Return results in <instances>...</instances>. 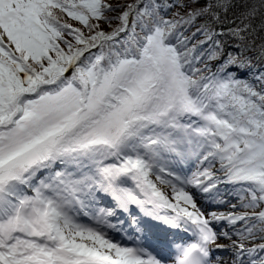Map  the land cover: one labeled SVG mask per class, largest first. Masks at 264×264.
<instances>
[{
    "label": "snow or ice",
    "instance_id": "snow-or-ice-1",
    "mask_svg": "<svg viewBox=\"0 0 264 264\" xmlns=\"http://www.w3.org/2000/svg\"><path fill=\"white\" fill-rule=\"evenodd\" d=\"M0 264H264V0H0Z\"/></svg>",
    "mask_w": 264,
    "mask_h": 264
},
{
    "label": "rangeland",
    "instance_id": "rangeland-1",
    "mask_svg": "<svg viewBox=\"0 0 264 264\" xmlns=\"http://www.w3.org/2000/svg\"><path fill=\"white\" fill-rule=\"evenodd\" d=\"M235 202V201H234Z\"/></svg>",
    "mask_w": 264,
    "mask_h": 264
}]
</instances>
